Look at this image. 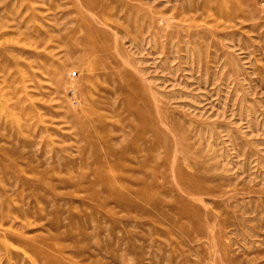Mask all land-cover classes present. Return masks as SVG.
<instances>
[{"label": "rangeland", "instance_id": "rangeland-1", "mask_svg": "<svg viewBox=\"0 0 264 264\" xmlns=\"http://www.w3.org/2000/svg\"><path fill=\"white\" fill-rule=\"evenodd\" d=\"M0 264H264V0H0Z\"/></svg>", "mask_w": 264, "mask_h": 264}]
</instances>
